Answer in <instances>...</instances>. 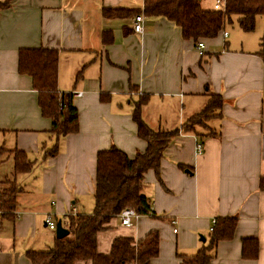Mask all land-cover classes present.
I'll list each match as a JSON object with an SVG mask.
<instances>
[{"label": "crops", "instance_id": "0c3cea01", "mask_svg": "<svg viewBox=\"0 0 264 264\" xmlns=\"http://www.w3.org/2000/svg\"><path fill=\"white\" fill-rule=\"evenodd\" d=\"M217 1L206 2L208 10ZM0 2L9 3L0 11V147L22 151L33 163L29 173L14 175L12 154L0 159V166L9 165L0 182L9 179L19 189L15 211L0 217V264H31L27 252L51 249L48 216L64 227L67 214L92 212L99 151L114 146L129 157L144 151L131 118L139 97L148 96L143 121L172 130L200 112L210 94L223 99L220 117L208 124L215 136L173 139L159 177L151 170L144 175L153 216H137L131 227L111 219L96 236V250L108 254L115 238L137 242L156 231L158 255L150 264H180L179 255H194L203 245L200 238L207 243L213 218L236 217L234 237L217 244L210 264H264L263 53L236 49L229 33L222 37L225 26L216 38L200 40L198 51L199 41L184 40L163 18L140 14L143 30L136 33L134 16L102 17L103 8L141 10L143 0ZM40 47L58 52L57 89L72 94L78 112V132L58 141L40 114L31 79L17 72L19 50ZM56 143V155L45 157ZM247 239L258 242L256 260L241 257Z\"/></svg>", "mask_w": 264, "mask_h": 264}, {"label": "trees", "instance_id": "16d2710c", "mask_svg": "<svg viewBox=\"0 0 264 264\" xmlns=\"http://www.w3.org/2000/svg\"><path fill=\"white\" fill-rule=\"evenodd\" d=\"M224 1L222 11L204 9L201 0H143L141 10L103 8L102 17L130 18L143 14L145 17L163 18L179 28L184 40L198 42L216 38L232 17L237 18V25L242 31L251 32L255 28L256 17L264 15V0ZM8 6V2H0V11ZM108 35L102 34V42L106 41ZM58 63V52L53 49L40 47L18 52L17 72L31 79L40 114L51 121L49 133L56 141L79 130L78 112L72 94L60 93L57 89ZM100 99L103 101L104 97ZM147 101L148 96L139 97L131 113L137 137L145 142L144 151L133 157L114 146L99 151L96 155L92 212L67 214L63 220L68 235L62 239L55 238L53 247L47 251L27 252L26 257L31 264H74L77 261H89L90 264H150L158 255L159 235L156 231L137 242L128 237L115 238L108 254L97 253L96 236L105 231L111 219L118 217L125 209L133 210L137 216H153L152 202L143 194L144 175L151 170L159 177L163 153L180 134H193L200 142L203 137L215 136L208 124L220 117L223 99L218 94L208 95L200 112L172 130H153L143 121L141 109ZM57 147L56 143L46 150L45 157H54ZM5 153L13 156L14 175L32 170L33 163L24 152L16 149L7 151L0 147V159ZM0 185L3 186L0 190V217H9L17 207L19 189L9 179L0 182ZM259 190L264 191V177L259 179ZM215 221L207 243H203L194 255H179L180 264H210L215 258L217 244L234 237L236 217H219ZM258 251L257 240L242 242V259L256 260Z\"/></svg>", "mask_w": 264, "mask_h": 264}, {"label": "rangeland", "instance_id": "374dc122", "mask_svg": "<svg viewBox=\"0 0 264 264\" xmlns=\"http://www.w3.org/2000/svg\"><path fill=\"white\" fill-rule=\"evenodd\" d=\"M206 2L210 5L211 0H201V6L204 9H209L206 6ZM224 26L226 27L227 35L228 33L230 34L228 42L236 49L244 52L260 51L264 54V15L256 17L255 28L251 32L242 31L238 27L235 17H232L231 21ZM8 166L7 164H2L0 166V175L7 174L6 169H8ZM2 178H4V176H2Z\"/></svg>", "mask_w": 264, "mask_h": 264}, {"label": "built area", "instance_id": "2783aa9c", "mask_svg": "<svg viewBox=\"0 0 264 264\" xmlns=\"http://www.w3.org/2000/svg\"><path fill=\"white\" fill-rule=\"evenodd\" d=\"M224 5H225V1L224 0H218L213 8L214 10H224ZM142 16L141 15H138L136 16L134 19H133V30L134 32L136 33H141L142 30H143V27H142ZM222 37L225 39L227 37V32H222ZM203 48V44L201 41H199L197 43V46H196V49L198 51H201V49ZM201 53V52H200ZM81 93H78L76 94L75 96H80ZM196 151L198 154H200L202 152V145L201 144H197L196 146ZM119 219H120V224L122 226H125V227H131L132 225V222H131V219L137 217V215L133 212V210L131 209H125L123 210L120 214H119ZM216 221L215 219L213 218L211 220V223H210V227H209V232L212 231V228L213 226L215 225ZM45 224H46V227L52 231L55 232V226H56V223L54 221L51 220L50 216H48L45 220ZM173 232H176V230L173 229Z\"/></svg>", "mask_w": 264, "mask_h": 264}, {"label": "water", "instance_id": "95a60500", "mask_svg": "<svg viewBox=\"0 0 264 264\" xmlns=\"http://www.w3.org/2000/svg\"><path fill=\"white\" fill-rule=\"evenodd\" d=\"M67 235H68V231L62 226L61 220H58L56 222V226H55V238L56 239H62ZM200 240L203 243L205 242L204 238H200Z\"/></svg>", "mask_w": 264, "mask_h": 264}]
</instances>
